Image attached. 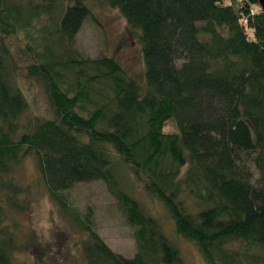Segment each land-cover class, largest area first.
Listing matches in <instances>:
<instances>
[{
  "label": "trees",
  "instance_id": "obj_1",
  "mask_svg": "<svg viewBox=\"0 0 264 264\" xmlns=\"http://www.w3.org/2000/svg\"><path fill=\"white\" fill-rule=\"evenodd\" d=\"M105 1L138 39L142 82L108 57L67 66L55 59L90 16L86 0H67L60 14L59 0H0V264H13V254L35 242L32 233L17 234L15 219L30 207V189L15 176L28 157L52 202L86 234V264H183L161 224L119 189L126 171L206 264H264V12L257 0ZM83 69L91 73L87 86L79 82ZM19 81L42 89L51 117L21 125L27 103ZM169 121L177 133H164ZM93 181L108 187L135 229L132 259L111 252L89 214L67 204L63 192Z\"/></svg>",
  "mask_w": 264,
  "mask_h": 264
},
{
  "label": "rangeland",
  "instance_id": "obj_2",
  "mask_svg": "<svg viewBox=\"0 0 264 264\" xmlns=\"http://www.w3.org/2000/svg\"><path fill=\"white\" fill-rule=\"evenodd\" d=\"M59 1L56 14H60L67 4V0ZM33 3H40V0H33ZM86 5L90 16L76 35L73 46L59 49L55 59L67 66L71 61L108 57L116 61L127 75L142 82L144 68L141 46L136 35L129 31L126 21L105 0H86ZM77 73L78 70L75 69L67 76L72 78ZM90 75L88 69H83L82 77L79 78L82 86L88 85L86 81ZM18 86L24 92L27 103L26 112L20 120L22 126L36 118L51 117L47 99L36 83L19 81ZM93 86L97 90L96 84ZM163 131L174 134L177 133V128L169 121L164 125ZM252 172L254 178H257L255 170ZM15 176L30 189V207L27 213L15 218L21 224L17 234L22 237L32 233L35 242L29 250L14 253L12 263L86 264L81 253V241L86 238V234L77 230L73 222L52 202L32 157L20 164ZM118 185L120 190L138 202L144 213L161 224L183 264H206L192 243L176 235L164 207L144 191L130 172L119 174ZM63 195L71 210L78 216L83 218L89 214L92 229L111 252L125 259L134 257L137 253L135 229L127 223L118 201L102 181L76 184L63 192Z\"/></svg>",
  "mask_w": 264,
  "mask_h": 264
},
{
  "label": "water",
  "instance_id": "obj_3",
  "mask_svg": "<svg viewBox=\"0 0 264 264\" xmlns=\"http://www.w3.org/2000/svg\"><path fill=\"white\" fill-rule=\"evenodd\" d=\"M262 12H264V0H257Z\"/></svg>",
  "mask_w": 264,
  "mask_h": 264
},
{
  "label": "built area",
  "instance_id": "obj_4",
  "mask_svg": "<svg viewBox=\"0 0 264 264\" xmlns=\"http://www.w3.org/2000/svg\"><path fill=\"white\" fill-rule=\"evenodd\" d=\"M245 22V21H244Z\"/></svg>",
  "mask_w": 264,
  "mask_h": 264
}]
</instances>
